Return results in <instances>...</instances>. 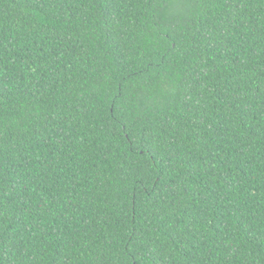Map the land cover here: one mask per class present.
<instances>
[{"label":"trees","instance_id":"trees-1","mask_svg":"<svg viewBox=\"0 0 264 264\" xmlns=\"http://www.w3.org/2000/svg\"><path fill=\"white\" fill-rule=\"evenodd\" d=\"M0 264H264V0H0Z\"/></svg>","mask_w":264,"mask_h":264}]
</instances>
